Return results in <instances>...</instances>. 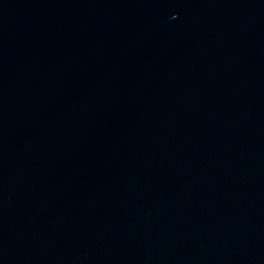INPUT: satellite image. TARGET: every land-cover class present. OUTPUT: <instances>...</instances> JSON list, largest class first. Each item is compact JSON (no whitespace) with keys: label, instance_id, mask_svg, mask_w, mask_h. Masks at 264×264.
I'll use <instances>...</instances> for the list:
<instances>
[{"label":"water","instance_id":"95a60500","mask_svg":"<svg viewBox=\"0 0 264 264\" xmlns=\"http://www.w3.org/2000/svg\"><path fill=\"white\" fill-rule=\"evenodd\" d=\"M0 264H264V0H0Z\"/></svg>","mask_w":264,"mask_h":264}]
</instances>
